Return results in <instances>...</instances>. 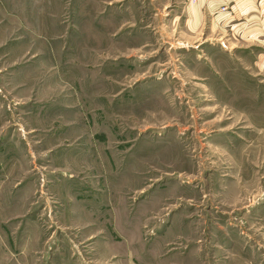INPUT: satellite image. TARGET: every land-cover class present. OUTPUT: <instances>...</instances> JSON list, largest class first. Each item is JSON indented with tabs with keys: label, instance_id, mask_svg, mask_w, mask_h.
<instances>
[{
	"label": "rangeland",
	"instance_id": "rangeland-1",
	"mask_svg": "<svg viewBox=\"0 0 264 264\" xmlns=\"http://www.w3.org/2000/svg\"><path fill=\"white\" fill-rule=\"evenodd\" d=\"M184 5L0 0V264H264V43Z\"/></svg>",
	"mask_w": 264,
	"mask_h": 264
},
{
	"label": "crops",
	"instance_id": "crops-1",
	"mask_svg": "<svg viewBox=\"0 0 264 264\" xmlns=\"http://www.w3.org/2000/svg\"><path fill=\"white\" fill-rule=\"evenodd\" d=\"M159 1V0H158ZM171 1V0H169ZM184 2L185 27L188 32L209 30L219 34L227 32L228 27L234 34L250 44L264 43V0H174ZM208 32V31H207ZM255 62L259 73L264 76V52H260ZM259 210H264V202Z\"/></svg>",
	"mask_w": 264,
	"mask_h": 264
}]
</instances>
